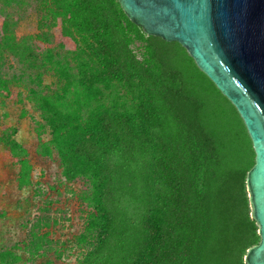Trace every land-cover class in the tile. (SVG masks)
<instances>
[{
  "label": "trees",
  "instance_id": "obj_1",
  "mask_svg": "<svg viewBox=\"0 0 264 264\" xmlns=\"http://www.w3.org/2000/svg\"><path fill=\"white\" fill-rule=\"evenodd\" d=\"M30 2L35 30L23 34L13 11ZM52 30L58 44L41 50ZM15 87L38 113L40 154L77 185L78 264H245L259 242L245 184L252 144L179 42L146 35L117 0H0V98ZM0 142L28 167L15 139ZM35 191L24 249L43 256L60 216Z\"/></svg>",
  "mask_w": 264,
  "mask_h": 264
},
{
  "label": "water",
  "instance_id": "obj_2",
  "mask_svg": "<svg viewBox=\"0 0 264 264\" xmlns=\"http://www.w3.org/2000/svg\"><path fill=\"white\" fill-rule=\"evenodd\" d=\"M146 35L179 42L234 106L250 138L246 174L259 242L245 264H264V0H117Z\"/></svg>",
  "mask_w": 264,
  "mask_h": 264
},
{
  "label": "rangeland",
  "instance_id": "obj_3",
  "mask_svg": "<svg viewBox=\"0 0 264 264\" xmlns=\"http://www.w3.org/2000/svg\"><path fill=\"white\" fill-rule=\"evenodd\" d=\"M13 14L14 18H20L19 32H34L35 3L30 2L20 11L14 10ZM26 18L31 21H25ZM51 34L49 45L35 41L41 50L58 44L57 31L52 30ZM25 95L22 89L15 87L12 97L0 98V135L5 133L19 143L23 151L21 156L26 158L28 166L21 167L14 159L17 153L0 142V264H78L87 250L77 241L82 231L84 206L75 199L77 185L64 182L53 156L40 154L36 127L39 116L33 102ZM41 132L45 133V128L38 129V133ZM20 172L28 176L27 182L19 179ZM34 188L42 191V200L49 196L57 202L55 208L60 216L54 235L59 242L43 256H32L24 249L27 230L33 216L39 214L35 204L41 198Z\"/></svg>",
  "mask_w": 264,
  "mask_h": 264
}]
</instances>
